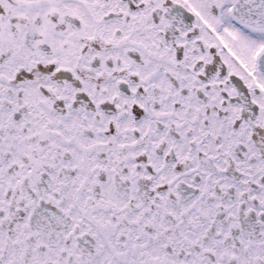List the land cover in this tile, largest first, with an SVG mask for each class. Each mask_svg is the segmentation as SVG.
I'll return each mask as SVG.
<instances>
[{
    "label": "snow or ice",
    "instance_id": "1",
    "mask_svg": "<svg viewBox=\"0 0 264 264\" xmlns=\"http://www.w3.org/2000/svg\"><path fill=\"white\" fill-rule=\"evenodd\" d=\"M0 264H264V0H0Z\"/></svg>",
    "mask_w": 264,
    "mask_h": 264
}]
</instances>
